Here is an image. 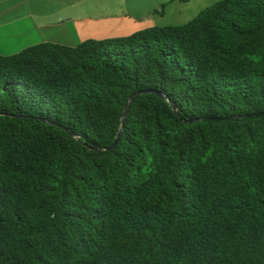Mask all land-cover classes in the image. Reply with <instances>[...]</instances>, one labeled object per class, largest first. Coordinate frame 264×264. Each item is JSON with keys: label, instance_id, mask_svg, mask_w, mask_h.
Returning a JSON list of instances; mask_svg holds the SVG:
<instances>
[{"label": "trees", "instance_id": "trees-1", "mask_svg": "<svg viewBox=\"0 0 264 264\" xmlns=\"http://www.w3.org/2000/svg\"><path fill=\"white\" fill-rule=\"evenodd\" d=\"M0 264H264V0L0 53Z\"/></svg>", "mask_w": 264, "mask_h": 264}, {"label": "rangeland", "instance_id": "rangeland-1", "mask_svg": "<svg viewBox=\"0 0 264 264\" xmlns=\"http://www.w3.org/2000/svg\"><path fill=\"white\" fill-rule=\"evenodd\" d=\"M214 0H0V53H11L42 40L73 45L86 37L129 33L115 27L120 15L134 18L132 29L179 24ZM81 6L78 10L71 5ZM102 17H105L102 20ZM117 18V19H116ZM95 22L99 25L89 30ZM85 24V27L83 25ZM118 33V34H115Z\"/></svg>", "mask_w": 264, "mask_h": 264}, {"label": "water", "instance_id": "water-1", "mask_svg": "<svg viewBox=\"0 0 264 264\" xmlns=\"http://www.w3.org/2000/svg\"><path fill=\"white\" fill-rule=\"evenodd\" d=\"M144 91H150V92H154L155 94H157L159 96H164V94L160 90H158L156 88H153V87L138 88L135 91L131 92L128 95L127 100L125 102V105H124V107L122 109V112H121V115H120V125L118 127L117 133L112 138V141L109 144H107V145L104 146L105 149H109V148L113 147V145L117 141V139H118V137L120 135V132H121L122 123H123V120H124L125 112H126V109L128 107L129 101L133 98V96H135L136 94H139L141 92H144Z\"/></svg>", "mask_w": 264, "mask_h": 264}, {"label": "crops", "instance_id": "crops-1", "mask_svg": "<svg viewBox=\"0 0 264 264\" xmlns=\"http://www.w3.org/2000/svg\"><path fill=\"white\" fill-rule=\"evenodd\" d=\"M75 7L74 9H79L81 6H75V4H73V5H71V7ZM119 17H123V18H116L117 20V23L115 24V25H109L108 26V34H114V33H110V30L111 29H113V28H115V27H119V29L122 31V30H127L128 31V29H130V31H132V30H135V29H132V28H134L133 26H136L137 24L136 23H132L134 20V18H127V19H125L124 18V16L123 15H120ZM105 17H102V20L104 19ZM99 24H97V23H95V22H92L90 25H89V27H88V29L89 30H93L94 28H96L97 26H98ZM102 24H100L99 25V30L100 29H102L103 27H107L106 25H104V26H101ZM83 27H85V24L83 25ZM129 31V32H130ZM122 32H124V31H122ZM115 34H118V33H115Z\"/></svg>", "mask_w": 264, "mask_h": 264}]
</instances>
